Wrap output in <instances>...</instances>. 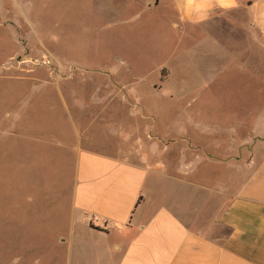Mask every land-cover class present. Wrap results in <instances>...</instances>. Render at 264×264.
Wrapping results in <instances>:
<instances>
[{
  "label": "rangeland",
  "instance_id": "obj_1",
  "mask_svg": "<svg viewBox=\"0 0 264 264\" xmlns=\"http://www.w3.org/2000/svg\"><path fill=\"white\" fill-rule=\"evenodd\" d=\"M151 6L0 0V260L88 264L71 228L81 138L85 149L174 177L179 188L159 175L149 180L155 204L165 195L190 199L191 210L203 202L206 216L228 206L247 162L263 157L254 125L264 124V74L246 40L235 47L213 29L236 54L206 57L203 27L175 7ZM12 128L20 137L2 135ZM41 129L46 146L35 142Z\"/></svg>",
  "mask_w": 264,
  "mask_h": 264
},
{
  "label": "crops",
  "instance_id": "obj_2",
  "mask_svg": "<svg viewBox=\"0 0 264 264\" xmlns=\"http://www.w3.org/2000/svg\"><path fill=\"white\" fill-rule=\"evenodd\" d=\"M160 3L177 8L189 25L203 27V55L235 58V51L224 49L212 36L216 29L232 46L245 39L246 52L264 74V0H152L151 7L159 8ZM258 80L261 83L264 76ZM16 123L13 120L10 127ZM254 126L255 135L261 132L264 137V124ZM27 132L23 138L31 142ZM2 135L20 137L13 128ZM81 140L76 145L71 228L73 234L82 235L76 248L82 256L87 250L88 264H264V155L247 162V177L228 206L206 216L203 202L194 210L188 205L190 199L177 204L165 195L160 204L153 202L149 180L159 183V175L161 182L168 178L179 188L174 177L155 173L134 160L85 149ZM35 142L47 145L44 130H39ZM136 154L145 158L140 151ZM197 188L210 192L201 185ZM114 235L121 241L110 244ZM100 240L105 244H98ZM21 262V258L0 260V264Z\"/></svg>",
  "mask_w": 264,
  "mask_h": 264
}]
</instances>
